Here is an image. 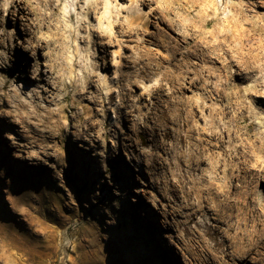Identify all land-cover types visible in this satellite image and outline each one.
Returning <instances> with one entry per match:
<instances>
[{
	"label": "rangeland",
	"instance_id": "rangeland-1",
	"mask_svg": "<svg viewBox=\"0 0 264 264\" xmlns=\"http://www.w3.org/2000/svg\"><path fill=\"white\" fill-rule=\"evenodd\" d=\"M78 1L56 0L39 33L35 0H0V56L53 61L60 78L57 102L36 100L31 93L17 96L15 82L0 94L10 107L24 100L26 113L47 116L51 111L55 125L65 124L56 143H49L52 157L38 162L27 152L40 146L27 143L15 130L19 127L0 118V264H206L199 242L191 243L194 236L208 240V228L220 230L234 248L240 231L252 230L253 224L230 229L216 214H198L187 234L183 221L191 204L205 201L216 213L218 199L202 189L186 160L189 153L201 152L221 161L213 176L236 201L245 190L264 188V153L252 146H259L254 134L262 128L247 115L250 108H264V0H112L118 16L113 34L105 37L95 32L98 14L86 12L87 0ZM66 5L70 17L65 20ZM78 11L80 21L89 17L94 29L82 27L76 42L66 22L77 27ZM233 14L241 20L240 31L223 20ZM242 34L248 39L242 41ZM35 37L51 38L54 46L27 54L24 47ZM70 54L75 55L74 74L66 62ZM92 64L91 89L87 67ZM99 84L105 108H93L97 104L89 93L78 100L74 89L94 91ZM184 108L196 109L193 123L200 124L202 136L194 131L187 138ZM78 112L81 118L74 117ZM86 121L95 126L85 129ZM70 122L77 129L67 131ZM210 127L219 133L234 130L236 137L229 141L223 134L226 143L220 146L216 137L217 145L211 146ZM258 251L254 259L264 262V243ZM214 261L233 264L221 254Z\"/></svg>",
	"mask_w": 264,
	"mask_h": 264
},
{
	"label": "bare ground",
	"instance_id": "bare-ground-1",
	"mask_svg": "<svg viewBox=\"0 0 264 264\" xmlns=\"http://www.w3.org/2000/svg\"><path fill=\"white\" fill-rule=\"evenodd\" d=\"M35 1L37 2L35 9L38 12L39 16L41 17L40 18V23L38 22L39 24H37L36 30L40 33L41 30L44 29V28L42 29L41 24L46 22L47 18L49 19V18L52 17L51 16L52 15L51 10H52L53 5L55 4L56 0H35ZM222 1L224 2L225 0H222ZM78 3H79V1L76 0L75 4H78ZM101 3H103L102 7L99 6ZM86 4H87V7H86V12L87 13L90 12V11H93L95 14H98V22H97L98 25H97L96 30H95V32L97 31L98 36L99 37H105L107 34H113L114 20H115V17L118 16V14L116 13V11H118V7H117L118 5L116 4L117 5L116 6L113 3L112 0H87ZM233 6H235V5H233ZM227 7L230 8V6H227ZM67 8H69V7L66 5L64 7V10H63V18L65 20L67 19V17H70V14L67 11ZM77 9H78V7H75V10H77ZM217 10H218V8H217ZM215 11H216V9H215ZM244 15H246V14H244ZM77 17H78L77 23H79L77 25V27H74L68 20L66 22V25H67V27H69L70 32L71 33L74 32V34L76 35V42H77L78 38L81 39V37H82V34H81L82 33L81 32L82 27L89 28L92 31L94 29V25H92V26L90 25V21L91 20H90L89 17H87V19H84V21L81 22L80 19H79V17H80L79 11L77 12ZM245 18H247V15L245 16ZM260 18H264V16H260ZM53 19H55V18H53ZM58 19L61 21L62 18L58 17ZM223 20L232 22V24L234 25L233 28H235L236 31H240L241 30L239 28L240 27L239 23L241 22V20L237 19L234 14L227 16ZM45 26H46V24H45ZM58 26H56V27H58ZM226 28H228V26H226ZM49 31L51 32V30H49ZM0 32H1V30H0ZM2 34H0V39H2V37L4 36ZM45 35H46V33H45ZM51 35H52V33H51ZM235 35H236V33H235ZM44 36L43 37L41 36V38H45ZM233 36H234V34H233ZM9 37H10V35H9ZM107 37H110V35L107 36ZM41 38L40 37H35L36 40H34V42H31V43H29L28 45H26L24 47V49H25L27 54L32 49L35 51V52L32 51V53L38 54L41 49L43 50V48L48 47L50 44H52V42H51L52 39L51 38H49V39L47 38L48 40H45V39L42 40ZM11 39H12V37H11ZM240 39H242V41H244L245 39H248V36L245 35V34L244 35L242 34ZM7 40H9V38H7ZM1 41H4V40H1ZM14 43H15V41H14ZM60 43H61V41H60ZM0 44H2V42ZM66 45L67 44H65V46ZM3 46H4V44H3ZM55 48H56V46H55ZM61 49L62 48H60L58 50H61ZM79 50H80L79 44L76 43L75 47H74V51L78 52ZM60 52H62V51H60ZM43 53H44V51H43ZM1 54L3 55V53H1ZM2 55L0 56V58H1L0 65H1V67L3 69V71L5 72V74L3 75V79H0V91L4 90L6 87H8L9 83L14 84V82H15V83H17V85H14V86H16L15 93H16L17 96H23V95L25 96L26 94H30L31 93V97L35 98L36 100L37 99H39V100L42 99V100L49 101L50 103H52L53 101L57 102L56 101L57 94L55 92L58 91V89H57L56 82L59 83L60 78L58 77V75H56V70H54L52 68V66L50 65V62H53V61H50L48 64H44V62H48L46 59L42 63L31 62L32 60L29 61L28 63H25L24 61H21V60L18 61L17 57L12 56L10 54L9 55L6 54V55H3V56ZM44 55H46V53ZM74 56H75L74 54H70L69 55V59H67V61H66L68 66H69V68H70L71 74H74V67H75ZM55 57L57 58V53H56ZM34 58H36V57H34ZM44 58H45V56H44ZM62 58H63V56H62ZM59 65H61V64L59 63ZM49 67L51 69H49ZM96 68H97V66H96ZM65 69H63V70H65ZM94 69H95L94 64H92L90 66V69H88V67H87L89 76L91 77L90 78L91 80L89 82V86H90L91 89L94 88L93 84H95V83H93V81H94L93 76L94 75H92ZM63 70H61V71L63 72ZM248 71H251V68ZM78 73H79V71H78ZM94 73H95V71H94ZM30 76H32L34 79L30 80V78H28ZM61 76H63V75H61ZM1 78H2V76H1ZM76 80H77V78H76ZM95 81H97V80L95 79ZM62 83H60V85ZM68 86H70V85L68 84ZM68 86H67V88H68ZM81 86H80V88H81ZM100 86H101L100 84H99V87L95 86L96 90H94V91L85 90L84 92H80L81 90L79 91L78 89L77 90L74 89L75 90V95L79 99L77 97L76 98L78 100H81V102H82L83 100L86 99L85 97H87V98L89 97L88 96V93H89L91 95V97H89V98L92 99L93 103L97 104V106L93 107V108H97L98 106L99 107L101 106V108H105V103L107 102V100H106L105 96L103 95L104 92L102 91ZM36 88H39L40 90H38ZM55 89H57V90L54 92ZM70 93H71V91H70ZM112 93L109 92V94H110L109 97H108L109 100H111L112 97H113ZM58 95H60V94H58ZM66 96H68V95L66 94ZM80 97H82V98H80ZM23 101L20 100L18 102V106L10 107V105H9L10 103L6 100L5 93H3V94L1 93L0 94V112L7 113L8 115L7 116L5 115V117L4 116L2 117L0 115V118H3V120H5V122L10 123L11 126L16 125L17 127H19L20 128L19 130H17V129H15V130L18 131L20 135H22V132H23L22 136H23L24 140L27 143H29L31 145L34 144L36 146H40L38 148L40 150H38L37 152L34 153V152H31V151L27 150L28 151L27 153H28V156H29L28 159H35L38 162H41V160H43V158L46 157V156L47 157H50V156L52 157L53 154L50 153L49 150H48L49 149L48 147H50L49 143H51L52 141H55L57 139V136H59L63 132L65 124L64 125H61V124L60 125L59 124L55 125L56 123L51 121V119H52L51 111L48 112L47 116L38 114L37 112L26 113V111H25L26 107H25V104H24ZM42 102L44 103V101H42ZM72 102H74V101H72ZM46 103H48V102H46ZM27 105H28V102H27ZM38 106H39V104H37L35 106V108H38ZM9 108H10V110H9ZM12 108H15V109H12ZM54 109H56V108H54ZM194 111H196V109ZM194 111L191 108H184V114L185 115L183 116V119H182V121L184 123L182 128L185 129V131L187 133V135H186L187 138H190L191 134L194 131L199 133L201 136L204 133L203 130H202V127L200 126V124L195 125L193 123V122H196L195 118L197 116V113L194 112ZM248 112L249 113L247 115H248L249 118H251V121L255 122L257 125H259L260 128H262L261 131L256 132L254 134V138L256 139V143H259V146H256V147H255V145H252V146H254L255 149L257 147L260 148L263 151V153H264V108H250V110ZM31 114H33V115H31ZM95 114H96V111H95ZM9 116H13L15 118L14 119L15 121H13V119L8 121L7 118H9ZM74 117L81 118V114L78 112L76 114V116H74ZM242 117L243 116H239V118H242ZM102 118H101V120H102ZM31 119H35L38 122L37 123L30 122L29 120H31ZM85 119H86V117H85ZM88 119L91 120L90 118H88ZM74 120L77 121L76 119H74ZM83 121H84V119H83ZM70 123H71V126H70V124L66 125L67 131H68V128H70V127H74V128L76 127L75 123L74 124H72V122H70ZM11 126H10V128H12L14 130V128L11 127ZM41 126L44 127V129H40ZM52 126L53 127H57V129L53 128ZM83 126H85V129L89 130L95 125L92 126V123H90L89 121H86L85 125H83ZM47 127L49 128L48 130H47ZM77 127H78V125H77ZM75 129H77V128H75ZM55 131H58V133H55ZM205 132H207V131H205ZM27 133H32L33 135H27ZM84 133H85V130H84ZM207 133L209 134L208 135L209 138L207 139V142L211 146L217 145L216 143L212 142L216 137H218L217 141L220 142V146L224 145V143H226V140H224L225 137L222 136L223 134L225 136L229 137V139H230L229 141H231L232 139H235V137H236L235 136V134H236L235 131L234 130L230 131L228 129H226V130L225 129L224 130L221 129V132L219 133V132L215 131L212 127H210L209 131ZM14 137H16V136H14ZM98 138H99V136H98ZM55 143H56V141H55ZM41 145H43V146H41ZM24 152L25 151L23 150L22 153L24 154ZM53 153L55 154V151ZM198 153H199L198 155L193 154V153L192 154L189 153L188 158L186 160L187 168H188L189 171L194 172L193 174L198 176L197 178H198L199 182L201 183L203 190H206L208 192L211 191L212 193L215 194L214 196H216V198L218 199V201L216 203L218 209H216V213H214V211H212V209L206 205L205 201H199L196 204H191L192 212L186 213L185 216H184L185 219L183 221L184 225L186 226L187 234H192V228L191 229L188 228V225L191 223V221H194L197 218L196 216L198 214H201V216H210V215H215L216 214L215 216H218L219 218L223 219L224 222L227 224V226L230 229L234 228L236 224L243 223V224L248 225L251 222L253 224V229L252 230L240 231V235L238 236V238H236V240L233 241V243L236 245V247H234V248L231 245H229V241L224 236V234L222 232H220V230H212V229L208 228L207 225H206V227L209 229L208 233L210 234L209 239L208 240H201L198 236H194V238L192 239L191 243L194 244L196 242H199V245L201 246L200 250L203 251V254L201 253L203 255L202 259H203V261L206 264H215V261H214V255L215 254H221V255H224L225 257L230 258L232 260L233 264H264V262L254 259V257L259 252L258 251V247L261 246L262 243H264V188L261 189V188L255 187V188L250 189V190H245V191H243L241 193V195H242L241 199H239L238 201L234 200L232 195H231V191L227 190L226 187L223 186L222 180L218 179L216 176H213V174H215V171L220 167L221 161H219L217 159H213L211 155H205V154H203L201 152H198ZM204 165L209 166V169L207 167H205ZM196 173H198V174H196ZM228 174H230L229 169H227V172H225V175H228ZM218 180H220V184H222V185H217L216 181H218ZM203 199H204V197H203ZM242 218H243V220H242ZM196 225H197V227H199V226H202L203 224H200V223L196 222ZM199 245H198V247H199Z\"/></svg>",
	"mask_w": 264,
	"mask_h": 264
}]
</instances>
